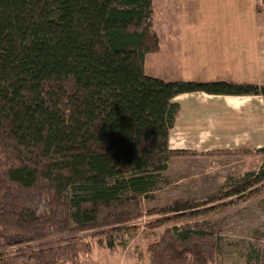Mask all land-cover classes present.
Instances as JSON below:
<instances>
[{
  "label": "trees",
  "instance_id": "1",
  "mask_svg": "<svg viewBox=\"0 0 264 264\" xmlns=\"http://www.w3.org/2000/svg\"><path fill=\"white\" fill-rule=\"evenodd\" d=\"M153 3L0 0V264H82L84 251L116 244L168 160L191 154L168 148L177 96L264 97V84L146 75L160 48ZM257 183L264 165L231 194ZM219 251L210 233L172 226L149 264H217ZM247 264H264V244Z\"/></svg>",
  "mask_w": 264,
  "mask_h": 264
},
{
  "label": "rangeland",
  "instance_id": "2",
  "mask_svg": "<svg viewBox=\"0 0 264 264\" xmlns=\"http://www.w3.org/2000/svg\"><path fill=\"white\" fill-rule=\"evenodd\" d=\"M177 1L179 26L183 31H176L169 37L186 45L189 42H199L204 37L205 32L200 33V29H204L206 24L199 25V22L207 20L202 16L204 13L208 14L206 18H209L210 23L220 24L222 29L240 27L242 20L239 15L247 22L243 26L245 33H249L250 28L256 25L260 64L253 69L249 66V74L244 77L264 84V0ZM159 3L160 0L158 13ZM162 14L165 12L162 11ZM170 18H175L174 14ZM169 27H173V21ZM221 38L230 42L233 40V33L221 31ZM151 54H147L144 61V73L158 77L159 72L164 69L157 65L158 61ZM167 58L166 50L164 65ZM239 148L232 152H212L210 155L215 158L210 163L199 161L192 166L187 161L190 155L170 158L168 165L171 163L170 167L174 169L163 173L164 181L151 194L152 197L141 200L140 218L129 223L133 227L126 231H115L112 240L116 244L111 247V240H104L102 245L97 244L93 250L84 251L78 261L83 262L82 264H149L155 244L161 241L170 227L176 226L204 230L219 238L217 264H247L250 254L259 251L264 244V183L254 184L239 195H232L230 186L240 184L245 174L259 173L264 165V150L253 154L246 146ZM174 158L176 159L170 162ZM180 162L182 167L183 162L186 165L177 170ZM182 203L188 204L191 207L189 210L195 214L176 217L163 212Z\"/></svg>",
  "mask_w": 264,
  "mask_h": 264
},
{
  "label": "crops",
  "instance_id": "3",
  "mask_svg": "<svg viewBox=\"0 0 264 264\" xmlns=\"http://www.w3.org/2000/svg\"><path fill=\"white\" fill-rule=\"evenodd\" d=\"M158 2L159 0H154L153 3L154 31L160 40V48L158 52L151 55H154L158 61L157 65L162 66L164 70L154 78L165 82L224 81L262 84L259 80L249 81L244 77L249 74V66L253 69L260 64L256 25L250 28L249 33H245L243 26L247 22L239 15V19L242 20L240 27L230 30L222 29L219 27L220 24L210 23L209 18H206L208 14L204 13L202 16L207 20L199 22L200 26L202 23L206 24L204 29H200V33L205 32L204 37H201L199 42H189L186 45L169 37L176 31H183L179 26L178 1L160 0L159 13ZM162 11L165 14H162ZM172 14L175 18H170ZM171 21H173V27H169ZM221 31H231L233 40L227 42L221 38ZM166 50L168 58L164 65ZM146 57L147 55L145 59ZM145 68L144 66V72ZM175 101L179 109L174 126L169 133L168 148L190 152L188 165L192 166L199 161L210 163V160L215 158L210 153L232 152L242 146L250 148L253 154L255 151L264 150L263 96H212L191 93L177 96ZM170 165L171 163L167 170L173 168ZM185 165L186 163L183 162V167ZM183 167L180 162L177 170Z\"/></svg>",
  "mask_w": 264,
  "mask_h": 264
}]
</instances>
